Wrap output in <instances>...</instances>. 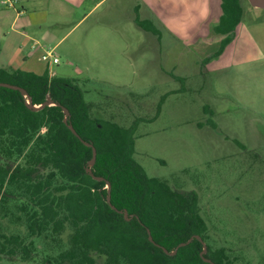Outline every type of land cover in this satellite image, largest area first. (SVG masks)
I'll list each match as a JSON object with an SVG mask.
<instances>
[{
  "label": "rangeland",
  "instance_id": "1",
  "mask_svg": "<svg viewBox=\"0 0 264 264\" xmlns=\"http://www.w3.org/2000/svg\"><path fill=\"white\" fill-rule=\"evenodd\" d=\"M8 1L0 67L74 79L92 116L135 128L149 176L197 194L212 247L232 264H264V11L240 0V22L219 34L221 0H62L70 13L32 47Z\"/></svg>",
  "mask_w": 264,
  "mask_h": 264
},
{
  "label": "trees",
  "instance_id": "2",
  "mask_svg": "<svg viewBox=\"0 0 264 264\" xmlns=\"http://www.w3.org/2000/svg\"><path fill=\"white\" fill-rule=\"evenodd\" d=\"M220 6L215 31L228 34L242 18L241 2L221 0ZM135 22L159 32L149 20L136 16ZM229 40L226 35L221 50ZM0 81L25 90L0 86V259L232 264L225 247L208 243L197 194L149 176L133 156L135 128L92 116L74 79L0 67ZM28 97L34 105L48 98L58 104L34 110ZM62 107L80 138L65 123ZM81 139L96 149L92 165V147Z\"/></svg>",
  "mask_w": 264,
  "mask_h": 264
},
{
  "label": "crops",
  "instance_id": "3",
  "mask_svg": "<svg viewBox=\"0 0 264 264\" xmlns=\"http://www.w3.org/2000/svg\"><path fill=\"white\" fill-rule=\"evenodd\" d=\"M12 7L14 14L10 22V26H17L18 33L23 34L24 37L30 41H34L33 45L38 43V39L33 38L36 33L54 32L56 26L61 22L60 18L65 17L71 9L62 0H12ZM17 3V5H16ZM71 6V5H70ZM61 8L63 12H60ZM48 17L53 18L48 20ZM59 17V19H58ZM54 25V26H52ZM31 32L30 35L29 33ZM37 41V42H35ZM27 58V57H25ZM59 63L58 62L55 64ZM4 68H10L1 65ZM12 69V68H11Z\"/></svg>",
  "mask_w": 264,
  "mask_h": 264
},
{
  "label": "water",
  "instance_id": "4",
  "mask_svg": "<svg viewBox=\"0 0 264 264\" xmlns=\"http://www.w3.org/2000/svg\"><path fill=\"white\" fill-rule=\"evenodd\" d=\"M247 1H248V3H249L251 6L256 7V8H260V9H262V10L264 11V0H247ZM0 86L8 87V88H11V89H17V90L21 91L22 93H25V90H24L22 87H20L19 85H16V84L9 83V82H2V81H0ZM26 103H27L28 107H30V108H32V109H34V110H38V109L42 108V107L45 106V105L58 104V103H55L52 99L48 98V99H46L43 103H41L40 105H34V104H32V103L30 102V98H29V97H28V99L26 100ZM62 108H63V112H64V114H65V117H64V121H65V123H67L69 129H70V130H71L76 136L79 137V135L77 134L75 128L72 126V124L68 123V121H67V117L69 116V111H68V109H67L66 107H62ZM79 138H80V137H79ZM81 140H82V139H81ZM82 141H83L86 145H90V146L92 147V158H91V160L89 161V165H92L93 162H94V160H95L96 149H95V147L92 145V143H90V142H86V141H84V140H82ZM87 171H88L90 174H92L90 166L87 167ZM96 178L101 179V177H96ZM106 185H107V188H108V194H107L106 199H107V202H108L109 204H111V203H110V193H109V188H110V184H109V182H107ZM111 206H112V205H111ZM124 216H125V217L127 216L126 212H124ZM147 233H148V239H149L151 242H153L152 236H151L150 231H149L148 229H147ZM194 237L200 239V237L197 236V235L194 236ZM192 238H193V236L190 237L188 241H190ZM200 240H201V239H200ZM184 244H185V243H181V244H179V246L184 245ZM202 244H203V248H202V251H201V255H203V253L206 251V244H205V242L202 241ZM177 248H178V247H176L174 250L170 251L169 253H171V254L175 253V251H176ZM165 251H166V250H165ZM203 259H204L205 261H207V262H212L209 258L203 257Z\"/></svg>",
  "mask_w": 264,
  "mask_h": 264
},
{
  "label": "built area",
  "instance_id": "5",
  "mask_svg": "<svg viewBox=\"0 0 264 264\" xmlns=\"http://www.w3.org/2000/svg\"><path fill=\"white\" fill-rule=\"evenodd\" d=\"M8 2H9V5L11 6L12 5V1L9 0ZM35 44L33 45V47L35 46ZM41 58L43 60H49L50 59V61L52 63H57L58 62V57L53 54L52 50H45L44 53L41 55Z\"/></svg>",
  "mask_w": 264,
  "mask_h": 264
}]
</instances>
